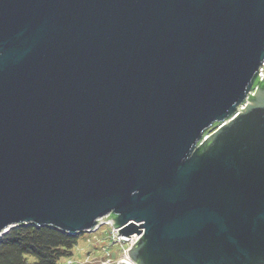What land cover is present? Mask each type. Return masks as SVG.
<instances>
[{
	"label": "water",
	"instance_id": "95a60500",
	"mask_svg": "<svg viewBox=\"0 0 264 264\" xmlns=\"http://www.w3.org/2000/svg\"><path fill=\"white\" fill-rule=\"evenodd\" d=\"M263 61L264 0H0V237L264 264Z\"/></svg>",
	"mask_w": 264,
	"mask_h": 264
},
{
	"label": "trees",
	"instance_id": "16d2710c",
	"mask_svg": "<svg viewBox=\"0 0 264 264\" xmlns=\"http://www.w3.org/2000/svg\"><path fill=\"white\" fill-rule=\"evenodd\" d=\"M80 234L46 225H17L0 237V264H79L68 260Z\"/></svg>",
	"mask_w": 264,
	"mask_h": 264
},
{
	"label": "rangeland",
	"instance_id": "374dc122",
	"mask_svg": "<svg viewBox=\"0 0 264 264\" xmlns=\"http://www.w3.org/2000/svg\"><path fill=\"white\" fill-rule=\"evenodd\" d=\"M111 229L110 224H101L97 230L81 233L68 262L100 264L104 257L115 260V263L120 259H128L125 254L128 244L113 240L110 235Z\"/></svg>",
	"mask_w": 264,
	"mask_h": 264
},
{
	"label": "built area",
	"instance_id": "2783aa9c",
	"mask_svg": "<svg viewBox=\"0 0 264 264\" xmlns=\"http://www.w3.org/2000/svg\"><path fill=\"white\" fill-rule=\"evenodd\" d=\"M263 72H264V61L262 62L261 66L259 67V71H258V75L260 78H262ZM244 105L245 104H242L239 107L242 108V107H244ZM107 222H109V221H107ZM101 223L94 230H97L99 228V226L101 225ZM110 235H111V238L113 240L118 241L121 244H123L124 242L127 243L128 244L127 248L136 240V237H137L136 235H132L128 238H124V237H122V235L117 233V230L115 228H112ZM127 248L125 249V254H127L126 253ZM108 254H109V252H107V255ZM100 264H116V263H115V260H110L109 258L104 257V259H102L100 261Z\"/></svg>",
	"mask_w": 264,
	"mask_h": 264
},
{
	"label": "bare ground",
	"instance_id": "6f19581e",
	"mask_svg": "<svg viewBox=\"0 0 264 264\" xmlns=\"http://www.w3.org/2000/svg\"><path fill=\"white\" fill-rule=\"evenodd\" d=\"M104 220V218L101 220V221H103ZM100 221V222H101ZM107 221H109V220H107ZM101 224H110L109 222H102ZM98 226V225H97ZM112 230V229H111ZM83 233V232H82ZM127 258H128V256H127ZM124 260H128V259H124Z\"/></svg>",
	"mask_w": 264,
	"mask_h": 264
}]
</instances>
